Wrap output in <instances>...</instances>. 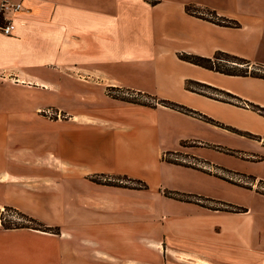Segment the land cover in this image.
<instances>
[{"label":"crops","instance_id":"1","mask_svg":"<svg viewBox=\"0 0 264 264\" xmlns=\"http://www.w3.org/2000/svg\"><path fill=\"white\" fill-rule=\"evenodd\" d=\"M12 1L14 29L0 31V264H264V115L250 107L264 109V79L178 57L222 51L264 67V0ZM246 134L258 148L239 145ZM219 202L242 211L208 207ZM6 209L57 230L4 228Z\"/></svg>","mask_w":264,"mask_h":264},{"label":"trees","instance_id":"2","mask_svg":"<svg viewBox=\"0 0 264 264\" xmlns=\"http://www.w3.org/2000/svg\"><path fill=\"white\" fill-rule=\"evenodd\" d=\"M148 1L150 4H156L158 2V0H146ZM185 11L186 13L202 18L204 20H208L211 21L215 24L218 25H224V26H231V27H236L238 26V23L236 21L230 20L228 18L225 17H221L218 16L216 14V12L214 10H210L207 8H201L195 4H187L185 5ZM178 57L183 60L186 61L188 63H191L193 65H196L198 67L204 68V69H208L214 72H218L224 75H230V76H251V77H256V78H262L264 79V67L262 66H254L250 63L249 60L236 56V55H232L226 52H222V51H216L212 57H203V56H199V55H194V54H186V53H182L179 54ZM218 60H224L227 63H229L231 66L230 67H224L221 66L219 64H217L216 61ZM192 85H198L204 88L209 89L210 87L202 84L200 82H196V81H192V80H188L185 82V89L189 90V91H195L207 96H211L209 94H206L203 91H197L194 90ZM124 92H129L130 95L129 96H124L121 93ZM106 93L113 97V98H117L120 100H124V101H128V102H132V103H138V104H143V105H150V106H154L156 105V103L162 104L164 106L167 107H171L174 108L178 111L187 113V114H195L196 112L177 103L168 101V100H164V99H157L156 97L146 94V93H141V92H136L133 90H123L120 88H114V87H109L106 90ZM229 95V94H228ZM141 97H145L146 99H149L150 101H145V100H141ZM212 97V96H211ZM223 100V99H221ZM227 101V100H224ZM230 102V101H227ZM250 107H252V109L256 110L257 112H259L260 114L264 115V109L261 107H258L256 105H250ZM204 119L208 120V121H212L209 118H206L203 116ZM180 163V162H178ZM251 179H253V176H250ZM98 181V180H97ZM232 181V180H231ZM105 183V182H104ZM166 195L171 196V197H175L176 199L179 200H187V201H191V199L189 198V196L186 195H182L179 193H173V192H167ZM202 198H198L195 197V199L193 201H195L196 203H202L203 205H205L202 202ZM218 202V201H216ZM221 203L222 206H208L211 209H222V210H235V211H242V208L240 207H235L231 204H227V203H223V202H219ZM9 209H6V211H8ZM14 213H16L17 215H19L21 218L25 219V222L20 223V222H14V221H9L6 219L5 215L2 214L1 215V224L2 227L4 228H32V229H37V230H42V231H52V232H56L57 228H50V227H46L43 224H41L40 222H38L37 220L21 213L18 212L17 210H11Z\"/></svg>","mask_w":264,"mask_h":264},{"label":"rangeland","instance_id":"3","mask_svg":"<svg viewBox=\"0 0 264 264\" xmlns=\"http://www.w3.org/2000/svg\"><path fill=\"white\" fill-rule=\"evenodd\" d=\"M217 62V64H219V65H221V66H224V67H230L231 65L229 64V63H227L226 61H224V60H218V61H216ZM192 87H193V89L194 90H197V91H203V92H205L206 94H209V95H211V96H213V97H216V98H218V99H223V100H227V101H231V102H236V100L235 99H233V98H230L229 96H227V95H225V94H221V93H219V92H216V91H214V90H211V89H207V88H204V87H201V86H198V85H192ZM122 95H124V96H129L130 95V93L129 92H124V93H121ZM141 100H145V101H150L149 99H146L145 97H141L140 98ZM245 138L248 140V143H246V144H239L240 146H242V147H244V148H248V149H253V148H256L257 147V144L255 143V142H253V141H251V140H254L255 138L253 137V136H249V135H245ZM190 144H192V143H184V145H190ZM206 147V146H205ZM242 147H240L241 149H243ZM258 148V147H257ZM181 149L182 150H189V148L187 147V146H182L181 147ZM222 149V148H221ZM227 149H229V148H227ZM245 149H243V150H236V152H239V153H253V152H251V151H249V150H245ZM231 151V150H230ZM230 155H232V156H234L233 154H230ZM256 155V154H255ZM236 156V155H235ZM163 157L164 158H166V159H174V157L173 156H168V155H163ZM177 161L178 162H180V163H194L195 164V166H200V167H202L203 165H202V163H199V162H197L196 160H193V159H191L190 158V156H188V155H183V154H181V155H178V159H177ZM258 167L257 168H259V169H261V170H263L264 171V159H263V163H262V165H257ZM207 168V167H206ZM227 175V174H226ZM227 176H229V178L231 177L230 175H227ZM233 179L234 180H236V182H238V183H240V184H242V185H244L243 183L245 182V181H247V182H249V180L247 179V178H245V177H241V178H238V177H233ZM244 186H246V187H249L250 188V186H248V185H244ZM260 190H262V191H264V185H260V186H257ZM5 215V217H6V219L7 220H9V221H14V222H20V223H24L25 222V219L24 218H21L19 215H17L16 213H14L13 211H11V210H8V211H6V213L4 214Z\"/></svg>","mask_w":264,"mask_h":264},{"label":"built area","instance_id":"4","mask_svg":"<svg viewBox=\"0 0 264 264\" xmlns=\"http://www.w3.org/2000/svg\"><path fill=\"white\" fill-rule=\"evenodd\" d=\"M20 2L12 0H0V31L3 34L9 35L14 29V24L9 16L12 12H17L21 9Z\"/></svg>","mask_w":264,"mask_h":264}]
</instances>
